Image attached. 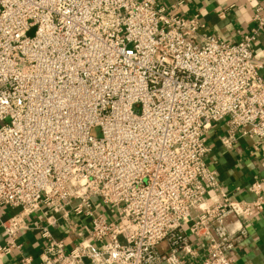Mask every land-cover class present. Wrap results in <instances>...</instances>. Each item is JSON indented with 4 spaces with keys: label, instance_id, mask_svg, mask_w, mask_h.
<instances>
[{
    "label": "built area",
    "instance_id": "2783aa9c",
    "mask_svg": "<svg viewBox=\"0 0 264 264\" xmlns=\"http://www.w3.org/2000/svg\"><path fill=\"white\" fill-rule=\"evenodd\" d=\"M180 5L0 0V255L46 209L91 226L71 246L35 226L41 264H237L264 184L251 202L225 194L207 134L225 122L224 146L264 148V19L232 43Z\"/></svg>",
    "mask_w": 264,
    "mask_h": 264
},
{
    "label": "crops",
    "instance_id": "0c3cea01",
    "mask_svg": "<svg viewBox=\"0 0 264 264\" xmlns=\"http://www.w3.org/2000/svg\"><path fill=\"white\" fill-rule=\"evenodd\" d=\"M159 3L168 10L181 3V14L190 18L196 17L206 24L202 33L215 35L232 43L251 32L256 24V14L264 19V0H159ZM254 48L258 57L264 59V29ZM261 73L264 77V68ZM226 131L225 122L215 123L209 130L207 137L211 151L206 159L207 164L217 172L225 194L234 200L251 202L256 198L252 185L255 182L264 184V148L258 145L257 137L249 134H238L233 147L227 148L222 141ZM215 201L216 197L210 198L208 204L211 205ZM51 216L49 211L43 209L28 217V228L19 234L20 248L0 255V264H24L27 257L32 258L31 264H41L46 240L42 233L34 228L37 225L48 226L56 238L64 240L70 246L88 237L91 219L86 215L72 213L70 220L60 215L54 218ZM246 226L247 238L238 244L230 255L237 264H264V210H256ZM234 227L235 224L232 223L231 228ZM192 241L196 244V250L203 256V242L196 241L195 238H192ZM7 243L8 239L2 232L0 222V245ZM161 250H167V245L162 244Z\"/></svg>",
    "mask_w": 264,
    "mask_h": 264
},
{
    "label": "rangeland",
    "instance_id": "374dc122",
    "mask_svg": "<svg viewBox=\"0 0 264 264\" xmlns=\"http://www.w3.org/2000/svg\"><path fill=\"white\" fill-rule=\"evenodd\" d=\"M33 34V32H30L29 33V35H32ZM92 134L95 136V137H101L102 136V130H101V128H94L93 130H92Z\"/></svg>",
    "mask_w": 264,
    "mask_h": 264
}]
</instances>
